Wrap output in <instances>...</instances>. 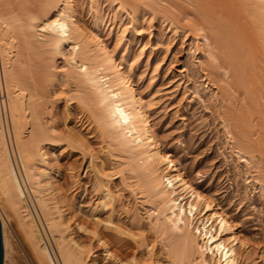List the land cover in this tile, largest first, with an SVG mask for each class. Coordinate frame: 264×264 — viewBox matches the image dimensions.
<instances>
[{
    "label": "bare ground",
    "instance_id": "bare-ground-1",
    "mask_svg": "<svg viewBox=\"0 0 264 264\" xmlns=\"http://www.w3.org/2000/svg\"><path fill=\"white\" fill-rule=\"evenodd\" d=\"M108 1L122 14L112 50L97 7L88 32L73 0H0L4 264H264V242L254 247L159 143L154 100L131 79L146 49L119 57L141 20L193 38L228 144L264 192V0ZM58 151L79 155L81 173L71 164L65 180Z\"/></svg>",
    "mask_w": 264,
    "mask_h": 264
},
{
    "label": "rangeland",
    "instance_id": "rangeland-1",
    "mask_svg": "<svg viewBox=\"0 0 264 264\" xmlns=\"http://www.w3.org/2000/svg\"><path fill=\"white\" fill-rule=\"evenodd\" d=\"M73 1L88 32L93 30L94 11L97 9L102 22L101 39L112 50L120 34L119 18L122 14H118L114 9L116 7L111 6L108 0ZM149 20H141L139 35L129 29L119 47V57L128 53V61L133 62L140 59L138 54L141 48L146 49L143 57L138 60L131 79L138 92L148 96V100H154L150 120L159 143L173 156L193 184L228 212L240 232L252 244L255 243L254 247H261L264 242V192L259 185L251 182L250 172L253 170L249 171L246 163L238 160L237 150H233L228 144L216 116V99L209 98L217 91L202 80L195 42L191 37H176L158 20L151 24ZM58 66L61 67V64ZM157 67V72H154ZM152 76L157 79H152ZM90 141L95 144L94 140ZM58 153L59 164L63 168L61 174L65 180L71 175L68 168L71 164L79 165L75 171L81 173L82 160L79 155ZM115 183L120 186L121 179H116ZM124 194L127 204L133 206L134 198L128 192ZM137 202L145 217L144 211L149 207H143L141 201ZM10 226L9 236L14 250L16 253L19 251L20 254H17L20 256L22 249H19L18 237L16 239L17 232H13V225ZM16 253L14 254L17 255ZM103 264L110 263L103 261Z\"/></svg>",
    "mask_w": 264,
    "mask_h": 264
},
{
    "label": "water",
    "instance_id": "water-1",
    "mask_svg": "<svg viewBox=\"0 0 264 264\" xmlns=\"http://www.w3.org/2000/svg\"><path fill=\"white\" fill-rule=\"evenodd\" d=\"M3 263H4V244H3L2 224L0 221V264Z\"/></svg>",
    "mask_w": 264,
    "mask_h": 264
},
{
    "label": "built area",
    "instance_id": "built-area-1",
    "mask_svg": "<svg viewBox=\"0 0 264 264\" xmlns=\"http://www.w3.org/2000/svg\"><path fill=\"white\" fill-rule=\"evenodd\" d=\"M0 92L2 94V98L5 99L3 96H4V89H3V79H2V72H1V69H0Z\"/></svg>",
    "mask_w": 264,
    "mask_h": 264
}]
</instances>
